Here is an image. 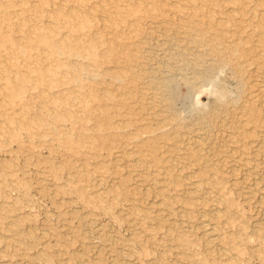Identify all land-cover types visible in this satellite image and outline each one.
Listing matches in <instances>:
<instances>
[{
	"label": "rangeland",
	"instance_id": "obj_1",
	"mask_svg": "<svg viewBox=\"0 0 264 264\" xmlns=\"http://www.w3.org/2000/svg\"><path fill=\"white\" fill-rule=\"evenodd\" d=\"M263 87L264 0H0V264H264Z\"/></svg>",
	"mask_w": 264,
	"mask_h": 264
},
{
	"label": "bare ground",
	"instance_id": "obj_2",
	"mask_svg": "<svg viewBox=\"0 0 264 264\" xmlns=\"http://www.w3.org/2000/svg\"><path fill=\"white\" fill-rule=\"evenodd\" d=\"M128 5V4H127ZM14 11V10H13ZM198 39H196V41H197ZM200 80V79H199ZM124 81H126V80H124ZM127 82V81H126ZM264 88V87H263ZM120 127V126H119ZM250 131V130H249ZM262 136V135H261ZM156 160V159H155ZM159 160V159H158ZM216 160V159H215ZM209 162V161H208ZM157 163H158V161H157ZM264 163V162H263ZM208 165V164H207ZM206 165V166H207ZM205 166V167H206ZM167 187V186H166ZM156 202V201H155ZM154 202V203H155ZM158 202V201H157ZM170 207V206H169ZM218 212V211H217ZM222 213V212H221ZM214 226H210V225H208V224H205L204 225V232H205V235H206V237H207V239H208V242H209V244H213V242H214V228H213ZM177 228V227H176ZM217 232V231H216ZM218 239V238H217ZM217 242V241H216ZM62 252V251H61Z\"/></svg>",
	"mask_w": 264,
	"mask_h": 264
}]
</instances>
